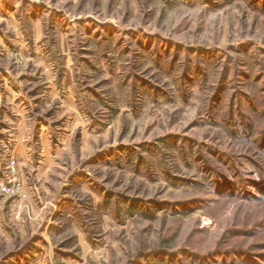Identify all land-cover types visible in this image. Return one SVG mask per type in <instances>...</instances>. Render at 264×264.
<instances>
[{
  "label": "rangeland",
  "instance_id": "obj_1",
  "mask_svg": "<svg viewBox=\"0 0 264 264\" xmlns=\"http://www.w3.org/2000/svg\"><path fill=\"white\" fill-rule=\"evenodd\" d=\"M16 4L48 59L22 91L31 154L3 152L0 121V180L13 158L21 185L0 194V264H140L154 251L174 254L150 264H264V227L252 229L264 197L217 195L208 173L235 165L237 180L264 161L227 116L239 96L238 120L264 125V0H0Z\"/></svg>",
  "mask_w": 264,
  "mask_h": 264
},
{
  "label": "crops",
  "instance_id": "obj_2",
  "mask_svg": "<svg viewBox=\"0 0 264 264\" xmlns=\"http://www.w3.org/2000/svg\"><path fill=\"white\" fill-rule=\"evenodd\" d=\"M17 6L6 8V5H0V121L8 124L3 128L6 133L1 142L3 152L12 156L32 153V145L27 142L31 138L30 100L23 96L22 91L28 78H34L36 74L38 78H43V72L37 71L41 70L39 64L48 59L46 41L43 40L42 26L37 23L38 19L30 21L32 30L24 29L21 19L15 13ZM17 52L25 55L28 68H20L16 64L14 59ZM42 126L40 132L44 131Z\"/></svg>",
  "mask_w": 264,
  "mask_h": 264
},
{
  "label": "trees",
  "instance_id": "obj_3",
  "mask_svg": "<svg viewBox=\"0 0 264 264\" xmlns=\"http://www.w3.org/2000/svg\"><path fill=\"white\" fill-rule=\"evenodd\" d=\"M226 89V85L224 86L223 83H221L216 92L212 95V98L210 100V113L212 114V112L214 111V108L216 107V104L218 103V101L220 100V97L222 96V93L225 91ZM243 95H247V94H243ZM238 98V99H237ZM241 97L239 96H232L231 99V103L230 105H228V112H227V116L228 117V122L230 123V128H232L233 130V134L234 135H246L247 137H250L251 140L255 141L256 144L260 147L259 149L262 151L261 153H264V125L262 126L261 129H259V132L257 135H255L254 133V128L251 125V122L247 121L246 123H242V119L238 120L237 115L243 117L244 112H243V107H242V100L240 99ZM237 99V101H236ZM249 103V107L250 110L253 109V105L250 104L252 103V100H248ZM233 107H236V109L234 110ZM238 121L241 123V126H239L240 128H242L241 130L238 129L237 123ZM237 122V123H236ZM245 124V125H242ZM248 124V125H246ZM250 124V125H249ZM264 157V155L262 156ZM253 161L254 164V169L250 170L251 172H249V174L245 175H241L238 174V178L239 179H232L235 177L236 173H237V169L238 166L235 165H230L229 169L230 172L232 173V176H230L229 174L225 173L223 170H221V167H215L212 166V170H210L209 173V178H210V184L212 185L213 191L214 193H216L217 195H221V196H237V197H243L245 200L251 199V200H259V198H263L264 197V161L262 162H257L255 160H251ZM207 171L209 169H211L210 166H206ZM241 169H244V167ZM248 169V167L246 168ZM244 172V170H242ZM247 172V171H245ZM240 180V181H239ZM212 181V182H211ZM233 191V193H231V191ZM229 192V193H228ZM225 193V194H223ZM249 200V201H251ZM153 205V206H152ZM150 206L154 207L155 204H152ZM133 206H135V204H133ZM175 209V208H174ZM255 226L258 227L256 229L259 230V228H261V226L264 227V218L257 220L255 222V225L252 229H255ZM232 233H238L239 231L242 232L244 231L243 228H234L233 230H231ZM161 251V250H160ZM166 251V250H163ZM242 253H247L245 251H240ZM162 253V251H161ZM164 254V257H162L161 255L158 254V252L154 251L152 253H150L148 256H146V258L142 259L141 263H144V261H146V264H150L151 259H154L155 261H164L165 257H168L169 260L172 259L173 256V252L171 253H162ZM248 254V253H247ZM221 255V254H220ZM231 255V253H230ZM250 255V254H249ZM242 256H244V254H242ZM193 257V256H191ZM246 257V256H245ZM199 261H203L201 263L206 264L205 257H199L198 258ZM131 264H133V261H131Z\"/></svg>",
  "mask_w": 264,
  "mask_h": 264
},
{
  "label": "built area",
  "instance_id": "obj_4",
  "mask_svg": "<svg viewBox=\"0 0 264 264\" xmlns=\"http://www.w3.org/2000/svg\"><path fill=\"white\" fill-rule=\"evenodd\" d=\"M8 174L12 176L7 177L6 180H0V194L8 196L15 193H18L21 189V185L16 181L15 174L17 169L15 166V160L13 158L7 163Z\"/></svg>",
  "mask_w": 264,
  "mask_h": 264
}]
</instances>
